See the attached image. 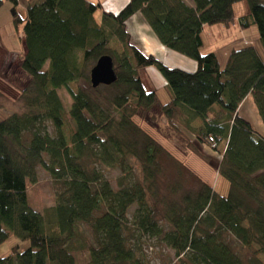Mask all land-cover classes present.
Listing matches in <instances>:
<instances>
[{"label":"trees","instance_id":"trees-1","mask_svg":"<svg viewBox=\"0 0 264 264\" xmlns=\"http://www.w3.org/2000/svg\"><path fill=\"white\" fill-rule=\"evenodd\" d=\"M6 1L18 3L0 0V8ZM244 1L248 10L237 14ZM191 3L129 0L114 14L88 0H30L26 19L15 18L17 27L25 22L20 70L30 81L23 110L0 118V245L15 236L29 247L15 246L0 264H76L72 253L87 241L82 226L91 233L89 264H152V240L172 250L170 264H262L251 248L264 256V137L240 107L249 98L264 122V0ZM137 12L162 46L195 59L197 69L169 68L136 48L126 23ZM234 23L256 25L261 46L240 43L224 68L215 52L202 55V33ZM114 37L123 57L109 48ZM107 55L117 82L94 89L90 68ZM150 66L167 81V102L144 87L139 70ZM62 89L71 96L67 112ZM154 108L195 155L212 166L219 158L226 195L135 122ZM39 168L60 190L38 212L27 186L38 183ZM113 168L116 187L106 175Z\"/></svg>","mask_w":264,"mask_h":264},{"label":"rangeland","instance_id":"rangeland-1","mask_svg":"<svg viewBox=\"0 0 264 264\" xmlns=\"http://www.w3.org/2000/svg\"><path fill=\"white\" fill-rule=\"evenodd\" d=\"M91 3H100L102 7H104L103 11L107 10L116 14L117 12L121 11L125 5H110L108 0H88ZM126 1V0H125ZM191 0H186L189 3ZM111 6V7H108ZM113 7V8H112ZM115 7H118L114 9ZM236 12L237 14L244 13L245 10H248V3L244 1L242 3L236 4ZM12 9L9 10V13L1 18L2 22L8 20V17L13 16ZM22 16V14L20 13ZM102 11L98 10L94 18H98L99 21H102ZM23 17V16H22ZM7 24V23H6ZM25 22H21L19 25L20 32L23 31ZM126 27L128 32L130 33V38L132 44L135 45L136 48L140 49L143 53L144 50L142 48V43L140 39L135 37L136 35L139 36L141 39L145 38L146 34L148 35L149 29L151 27L147 24L144 16L140 12L134 14L131 18L128 19L126 23ZM254 28L256 34H253L252 31ZM7 29V28H6ZM4 29L3 33V42L9 43L15 49L19 48V37H10L8 40L6 37V33ZM210 30V27H208ZM212 34H214V38L211 35H207L206 40V50H203V54L214 53L219 57L220 64L225 68V63L228 60L229 53L231 50L245 42H249L251 44L261 46L259 41V32L258 28L255 25L254 27L247 28L243 33H245L246 37L243 38V34L239 33V29H236L234 25L232 26H225V25H213ZM7 32V30H6ZM154 34V33H153ZM241 35V36H240ZM256 35V36H255ZM241 43V44H240ZM146 45H155V42L146 44ZM0 47L1 44H0ZM163 47V48H162ZM154 51L153 55L157 58L160 62L166 65L169 68H179L183 69L188 72H193L197 68V63L195 59H191L184 55H181L173 50H169L166 47L162 46ZM109 48L112 49L117 57H123L124 50L122 43L118 40V38H112V41L109 43ZM156 48V47H153ZM17 51L16 54H7L0 48V118L3 119L4 117L10 116L14 112H21L23 110L22 102H21V92L26 87V84L30 81V77L20 70V62L21 56L25 54V50ZM145 54V53H144ZM147 55V54H145ZM147 55V56H150ZM193 68H189V64H193ZM196 68V69H195ZM91 70V68H90ZM91 73V72H90ZM90 73H89V82H90ZM140 78L143 81L144 87L147 91L155 90L157 91L160 101L167 102L168 101V89H167V81L164 78L163 74L154 66L140 68L139 70ZM91 84V82H90ZM92 86V84H91ZM60 97L62 99L63 105H65L66 112L70 108L71 103V96L68 94L67 90L62 89L59 91ZM251 100L247 102V104L243 107V112L246 113L250 118L251 125L253 129H255L259 134L264 137V122L262 118L259 117L257 109L249 107ZM135 122L143 128V130L149 133L152 137H154L158 142L162 143L167 147V149L172 154H176L180 159L184 160L187 164L188 169L192 170L195 174H199L206 184H211L214 187L218 194L226 195L229 190V183L220 176L215 169V166H219L220 161L219 158L216 159L215 157H211V162L214 163V167L209 163H206L202 160L198 155H195V150L185 142L182 135H180L175 130H172L165 122V119L160 116V111L156 108L152 109L149 112H143L135 117ZM50 127L49 130L53 133L54 128L48 124ZM67 132V128H65ZM225 143L219 145L218 149L219 152L223 151ZM209 143V147H211ZM208 147V152H210V148ZM38 183L31 184L29 182L27 186V198L28 203L30 206L36 211H43L46 208L55 205V197L59 193L58 184L51 178L49 174L42 169H38ZM106 175L110 178L112 182V186H117V181L119 176L121 175L118 169L107 170ZM81 233L87 238L86 247L83 250H76L73 251V255L75 257L76 264H89L91 260V255L89 254L88 249V242L91 240V233L86 226H82ZM21 246L22 249H26L29 247L28 242H24L18 239L15 236H11L8 240L0 245V257L9 256L12 252V249L15 246ZM252 251L254 255L259 258L262 264H264V256L258 253V247L252 246ZM147 251V256L150 259L152 264H170L174 260V253L172 250H168L167 248L158 245L156 241L152 240L147 244L145 248Z\"/></svg>","mask_w":264,"mask_h":264},{"label":"crops","instance_id":"crops-1","mask_svg":"<svg viewBox=\"0 0 264 264\" xmlns=\"http://www.w3.org/2000/svg\"><path fill=\"white\" fill-rule=\"evenodd\" d=\"M29 1L30 0H18L17 5L13 4L10 1H8V2L6 1L5 4L3 5V7L0 8V44L2 46L0 48L7 54H16V52L18 50L22 51V52H23V50H25V44L23 43V32H20V28L16 26V23H15L14 20H15V18H17L19 20L20 19L21 20H25L26 19L27 15H28L27 4L29 3ZM128 1L129 0H126V1L125 0H108V3L110 5L118 4L117 6H119V5H122V4L125 5L126 2H128ZM100 3H101V1H100ZM189 4H192L191 1L189 2ZM107 6H108V4H107ZM108 7H111V6H108ZM116 8H118V7H115L114 9H116ZM10 9H12V11L14 12L13 16L8 17L7 21L2 22L1 18L3 16L7 15L9 13ZM20 13L22 14L23 17L20 15ZM96 20H97V22L101 23V21H99L98 18H96ZM234 26H235L236 29H239V31H240L239 33L243 34V38L245 39V37H246L245 35L246 34L243 33V31H245V30H242V28L239 27L237 23H234ZM252 27H254V26H252ZM211 28L212 27H210V30H209L208 26H205L204 31L202 33V35H203V45H204L203 49H202V52H203V50H206V48H205L206 47V45H205L206 44V40H205L206 36L207 35H211V37L214 38V34H212ZM4 29L7 30V32L5 30V33H6V37H7L8 40L10 39V37L11 38L12 37H19L18 41H19V48L20 49L17 50L14 47H12L9 43L3 42V33H2V31ZM252 29L253 30L250 31V32H252L253 34H256L255 29L254 28H252ZM147 33H148V35L146 34L145 38H143V39H141L137 35L135 37H137V39H140V42L142 43V48L144 50V53L147 54V55H150V54H153L156 49L162 47V45H161V43H159L157 37H155V35L153 34L151 29H149V31ZM152 41L155 42L154 46L153 45H151V46L150 45L149 46L146 45V44L152 43ZM214 42H216L215 38H214ZM246 43L250 44L249 42H246ZM153 47H156V48H153ZM158 50H160V49H158ZM188 66H189V68H193L194 63L193 64H189ZM248 101H249V98L242 104V106L240 108H241V115L249 121L250 117L248 115H246L245 112H243V109H244L243 107L247 104ZM249 104H250L249 107H252V108L256 109V107H254V104H253L252 101H250ZM213 109L215 110V113L219 112V109H217V107H213ZM200 124H201L200 121H195V123L193 125L196 127V126H199Z\"/></svg>","mask_w":264,"mask_h":264},{"label":"water","instance_id":"water-1","mask_svg":"<svg viewBox=\"0 0 264 264\" xmlns=\"http://www.w3.org/2000/svg\"><path fill=\"white\" fill-rule=\"evenodd\" d=\"M90 82L94 89L99 86H108L117 82L115 62L111 56H103L90 70Z\"/></svg>","mask_w":264,"mask_h":264}]
</instances>
